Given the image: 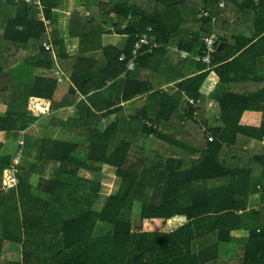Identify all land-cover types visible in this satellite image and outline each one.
I'll list each match as a JSON object with an SVG mask.
<instances>
[{
    "label": "trees",
    "instance_id": "1",
    "mask_svg": "<svg viewBox=\"0 0 264 264\" xmlns=\"http://www.w3.org/2000/svg\"><path fill=\"white\" fill-rule=\"evenodd\" d=\"M62 1L0 0V92L8 82L12 87L26 74L36 75L33 95L51 100L58 80L47 73L60 68L73 83L69 96L75 103L79 93L90 96L117 80L139 37L149 34L159 46L153 52L142 50L134 69L137 78L134 70L128 71L123 93L128 100L150 91L144 68L168 57L167 46L204 54L203 39L214 34L224 47H218L211 66L180 58L187 78L174 93L162 88L149 92L151 105L141 110L127 112L119 106L104 112L117 114V120L104 132L96 123L87 126L86 155H72L63 143L44 140L40 161L59 164L45 172L50 175L45 189L49 185L55 193L58 184L84 168L96 181L84 202L53 204L33 192L30 174L21 167L16 190L8 192L18 195L19 217L20 208L8 204V194V200L2 196L9 183L4 186L6 158L0 168V264L6 241L23 246V261L10 264H264V0H224V7L223 0H81L89 15L54 12ZM38 2L51 32L39 18ZM108 33L127 38L119 46H104ZM50 37L52 49L47 50ZM68 38L80 39L78 54L69 53ZM122 54L127 60H120ZM198 69L201 73L195 75ZM212 72L219 78L221 116L220 125L210 129L211 141L188 125L192 120L200 127L207 124L205 118L201 122L202 113L195 117L188 99L203 100L202 88ZM252 113L259 120L244 123ZM26 114L9 110L0 116V131L27 128L31 122L21 119ZM104 164L117 168L121 184L97 211L93 206ZM259 191L261 207L250 208L251 194ZM135 204L140 214L132 219ZM102 223L109 231L97 234ZM159 225L166 229H156ZM235 231L249 233L238 237ZM234 244L238 260L230 258Z\"/></svg>",
    "mask_w": 264,
    "mask_h": 264
},
{
    "label": "crops",
    "instance_id": "2",
    "mask_svg": "<svg viewBox=\"0 0 264 264\" xmlns=\"http://www.w3.org/2000/svg\"><path fill=\"white\" fill-rule=\"evenodd\" d=\"M103 1L110 4L118 0ZM39 5L40 4H37L38 9L40 10V18L41 16H45V14L43 7L41 8ZM53 11L56 13L84 12L86 15H89V13L85 12L81 0H63L53 9ZM61 26L65 30L66 23L61 24ZM51 27H47L48 32H51ZM3 34V30L0 29V37H2ZM126 38L127 36L123 34L108 33L103 36V44L104 46H119ZM49 42L52 43L51 37ZM66 44L71 55L78 54L80 47L79 38H68L66 39ZM165 50L167 51L168 57L160 56L157 58V61L154 60V64H146V67L144 68L143 78L151 80V86L149 87L150 91L128 100H125L123 97L124 90L126 89L125 81L128 79V76H130V73L128 72L130 70L127 69L120 74L117 80L109 82L104 89L99 90L90 96L79 93L75 103H73L72 96H69V90L73 83L60 68L52 69L47 73L52 79L58 80L56 91L51 100L45 99L44 97L42 98L39 95H33V90L36 88L38 82L36 75L29 76L26 74V76L21 78L18 82H14L12 87L8 86L9 82L6 84L3 89L4 91L0 92V116L5 117L9 110L19 114L27 113L22 116L21 119L31 122L30 126L21 131H0V168L1 163H3L6 158H9V163L5 167L3 173L4 186L6 183H9L7 185L8 187H4V194L2 196L5 200H8L7 197L9 198V205L11 204L14 207L17 206L20 208V210L17 211L19 217H23V211L20 206L18 195L8 192L16 190L18 184L16 186L13 185L10 178L16 177L19 181L18 171L20 172L21 167L25 168V172L28 171V174H30V182L33 192L37 195L41 194V196H47L53 204L56 202H62V204L72 202L74 199H79L82 194H84L82 201H85V198L87 197L85 194L86 191L89 192L91 183H95L96 181L92 178L93 175L86 172L84 168L80 169L77 176L63 182L64 184H61V187L59 186L60 184H58L55 190H59L55 191V193L50 192V189H48L49 185L47 186L49 191L45 189V185L48 184L47 178L48 176L50 177V175L45 172L55 171L58 169L59 164L54 160L40 161L44 151V140L63 143L66 147V151L71 152L72 155H77L78 157L84 154L86 155L90 146L87 126H89L90 123H96L98 129L104 132L117 120V114L109 116L102 115L104 112L110 108L119 106H122L123 111L127 112L131 110H141L142 108L151 105L148 103V96L151 92L162 88H168L172 93L179 90L177 84L187 78V75L185 76L183 74L186 70L184 62H180V58H182L178 52L180 49L178 46L171 45L167 46ZM131 73H134V77H138L139 72L136 73L134 70ZM200 73L201 71H199V69L194 72L195 75ZM218 82V75L215 72L210 73L202 88V93L204 94L203 100L195 101L194 99H188L189 104L196 108L197 112L195 113V117L202 113L201 122L204 118L207 120V124H202V127L194 124L195 120H192V123L188 125L199 128L202 132L207 133V136L210 134L213 135L210 132L212 127L220 125L221 105L219 102V94L221 95V90ZM186 100L187 99L185 98V101ZM80 101L84 102L81 108L76 105L77 103H80ZM200 107L202 108L201 112L199 110ZM259 118L258 115L252 113L246 115L243 121L244 123H254L257 122ZM127 119L131 118L128 117ZM186 125L187 124H184V122L181 124V126ZM74 130H77V134L74 133ZM198 133L201 132L198 131ZM154 142V138L149 139L147 141V147L153 146ZM74 144L77 145V150L75 151L72 147ZM256 146L260 145L256 144ZM14 169H16V171ZM102 170L106 172L109 170L113 171L114 174L109 181L111 180V182H115V187L116 180L119 177L117 175V168L104 164ZM105 178L106 174L102 172L101 188L98 193V198L93 206V209L97 211L103 209L105 205L104 203L101 209L96 207V204L101 200L100 196L103 186H109L108 182L104 181ZM118 180H120L118 188L105 197V202L110 195L115 194L119 189L121 179ZM52 187L54 188L53 184ZM64 189L65 191H63ZM79 201L81 200L79 199ZM251 207L257 209L261 207V191L251 194L250 208ZM17 212H14V214H17ZM248 233V231H235L234 235L245 237ZM238 247L237 244L232 245L231 260L237 259L239 255ZM12 250L16 251L14 259L6 260L8 252ZM22 252L23 246L6 241L4 242L2 249L1 260L4 264H10L13 261L22 262L24 259Z\"/></svg>",
    "mask_w": 264,
    "mask_h": 264
},
{
    "label": "built area",
    "instance_id": "3",
    "mask_svg": "<svg viewBox=\"0 0 264 264\" xmlns=\"http://www.w3.org/2000/svg\"><path fill=\"white\" fill-rule=\"evenodd\" d=\"M220 5L222 7H224L225 1L223 0V2ZM202 15L207 16L208 13L206 11H203ZM40 19H41V21H43L45 23V25L48 28L51 27V21L46 19L45 16H41ZM203 41H204L205 48H206V51L204 54L192 55L186 51H180V50L178 52L182 58L192 57L196 61L203 62V63L211 66V64L213 62V57L216 54L218 47H219L217 36L213 34V35L204 37ZM157 46H158V44L151 38V36L149 34H143L139 37V39L135 43V46H134V49L132 52V57L127 60V57L124 54H122L120 57V60L121 61L127 60V69L132 71L136 68V60L139 57L142 50L144 48H147V50H146L147 52H153L154 48H156ZM46 49L47 50L52 49V43L51 42L46 43ZM144 122L149 127H153V126L156 127V125H153L148 120H144ZM209 140H211V141L213 140V136L211 134L209 135ZM14 170L16 171V169H14ZM18 182L19 181L16 177H11V183H13L15 186L18 184Z\"/></svg>",
    "mask_w": 264,
    "mask_h": 264
},
{
    "label": "rangeland",
    "instance_id": "4",
    "mask_svg": "<svg viewBox=\"0 0 264 264\" xmlns=\"http://www.w3.org/2000/svg\"><path fill=\"white\" fill-rule=\"evenodd\" d=\"M38 4H40V3L38 2ZM39 7L42 8V5H39ZM103 173L106 174V178H105L104 181L108 182L109 186L108 185L107 186L104 185L102 190H101V196H100L101 200H99L100 202H98L96 204V207L98 209H101L103 207V205L105 203V197L108 196L110 193L114 192L118 188V184L120 183V180H118V179H120L119 177L116 180V186L115 187H114L115 182H111V180L109 181V179H112V175L114 174L112 170H109L107 172L103 170ZM83 197H84V194H82V196L79 199L82 201ZM139 214H140V206H139V204H135L133 212H132V219L133 218H135V219L139 218ZM138 221H140V220H138ZM156 229H159V230L160 229H166V227L159 225V226L156 227ZM108 231H109V226L106 225V224H103V223L100 224L98 226L97 230H96L97 234H105V233H108ZM15 252H16L15 250H12V251L8 252V254L6 256V260L7 259L8 260H13ZM8 256H9V258H8ZM238 257H237L236 260H238ZM2 263H4V262L2 261ZM230 264H234V263H230Z\"/></svg>",
    "mask_w": 264,
    "mask_h": 264
},
{
    "label": "water",
    "instance_id": "5",
    "mask_svg": "<svg viewBox=\"0 0 264 264\" xmlns=\"http://www.w3.org/2000/svg\"><path fill=\"white\" fill-rule=\"evenodd\" d=\"M223 46H224V44H223V43H220V45H219V49H222Z\"/></svg>",
    "mask_w": 264,
    "mask_h": 264
}]
</instances>
